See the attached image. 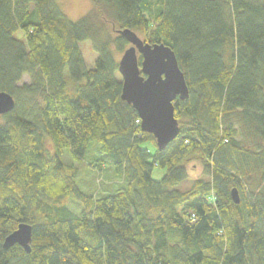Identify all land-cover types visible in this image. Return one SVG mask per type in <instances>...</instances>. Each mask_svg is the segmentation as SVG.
<instances>
[{
  "label": "trees",
  "instance_id": "16d2710c",
  "mask_svg": "<svg viewBox=\"0 0 264 264\" xmlns=\"http://www.w3.org/2000/svg\"><path fill=\"white\" fill-rule=\"evenodd\" d=\"M90 2L71 21L56 0H0V93L15 103L0 116V264H264V0ZM119 30L169 47L184 74L162 151L121 100ZM82 160L110 171L114 190L83 192ZM22 223L30 253L4 249Z\"/></svg>",
  "mask_w": 264,
  "mask_h": 264
},
{
  "label": "water",
  "instance_id": "95a60500",
  "mask_svg": "<svg viewBox=\"0 0 264 264\" xmlns=\"http://www.w3.org/2000/svg\"><path fill=\"white\" fill-rule=\"evenodd\" d=\"M116 32L129 44L118 62L121 100L133 108L140 121V130L152 135L157 149L162 151L178 135L179 124L173 104L177 98H188L184 74L169 47L144 42L130 30ZM14 104L10 95L0 93V116L12 111ZM231 198L239 204L235 189L231 191ZM31 237L32 227L22 223L5 239L3 248L18 245L30 253Z\"/></svg>",
  "mask_w": 264,
  "mask_h": 264
},
{
  "label": "rangeland",
  "instance_id": "374dc122",
  "mask_svg": "<svg viewBox=\"0 0 264 264\" xmlns=\"http://www.w3.org/2000/svg\"><path fill=\"white\" fill-rule=\"evenodd\" d=\"M58 5H60V8L62 9L63 13L68 17L71 21H76L83 17L84 15L88 14L89 11L92 10V3L90 0H56ZM108 29L112 33V36L115 37V31L112 28V25L108 23L107 25ZM136 35L145 42L144 37L136 33ZM82 58L84 61V65L87 69H92L94 67V62L96 60V53L92 50L91 45L89 42H84L79 45ZM114 48L112 47V50ZM127 49V48H126ZM115 51V50H114ZM123 55L122 53L114 52V57L117 60V62L120 61L121 57ZM23 82L28 83L29 78L28 76H25L23 79ZM146 145V146H145ZM144 147L150 149L151 153L153 154L155 151V144L153 143H146ZM67 153L64 152L63 154V161L65 163L72 164L71 159L69 156H66ZM87 160L77 161L73 166L77 168L78 174L76 176V183L78 187L86 193H95L97 192L98 188L101 189V187L107 186V189L114 190V186L117 184L115 181V178H111V172L110 171H104L100 172L97 169L90 168L87 165ZM108 168H112L111 165L107 166ZM186 168L189 171L190 178L196 179L201 177V163L197 158H191L186 162ZM165 174V171L160 168H154L152 172V179L159 181L162 179L163 175ZM188 184H185L183 188H186ZM67 206L76 214H78L81 210V206L77 201H75L73 198L69 199L67 201Z\"/></svg>",
  "mask_w": 264,
  "mask_h": 264
},
{
  "label": "built area",
  "instance_id": "2783aa9c",
  "mask_svg": "<svg viewBox=\"0 0 264 264\" xmlns=\"http://www.w3.org/2000/svg\"><path fill=\"white\" fill-rule=\"evenodd\" d=\"M137 123L140 124V121L138 120Z\"/></svg>",
  "mask_w": 264,
  "mask_h": 264
}]
</instances>
